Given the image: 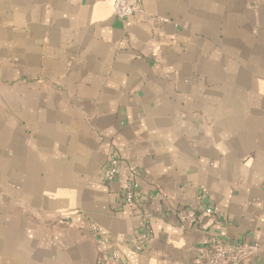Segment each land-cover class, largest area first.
Wrapping results in <instances>:
<instances>
[{"label": "crops", "instance_id": "obj_1", "mask_svg": "<svg viewBox=\"0 0 264 264\" xmlns=\"http://www.w3.org/2000/svg\"><path fill=\"white\" fill-rule=\"evenodd\" d=\"M137 2L0 0V264L264 248V0ZM110 149L143 204L103 182Z\"/></svg>", "mask_w": 264, "mask_h": 264}, {"label": "built area", "instance_id": "obj_2", "mask_svg": "<svg viewBox=\"0 0 264 264\" xmlns=\"http://www.w3.org/2000/svg\"><path fill=\"white\" fill-rule=\"evenodd\" d=\"M114 15L125 20L135 14H143V9L137 0H111ZM162 20V19H159ZM120 157L113 149H110L107 160L102 168L101 178L104 183L116 182L120 187V197L126 205H134L137 202L143 204V200L136 191L138 171L136 169L122 170ZM210 207L205 208L209 213ZM150 217V213H146ZM97 232V227H92ZM257 244L246 243H223L221 241H211L202 244L198 249L197 264H243L254 256ZM113 257H117V252H112Z\"/></svg>", "mask_w": 264, "mask_h": 264}, {"label": "rangeland", "instance_id": "obj_3", "mask_svg": "<svg viewBox=\"0 0 264 264\" xmlns=\"http://www.w3.org/2000/svg\"><path fill=\"white\" fill-rule=\"evenodd\" d=\"M243 264H264V248L255 251L253 257L247 259Z\"/></svg>", "mask_w": 264, "mask_h": 264}]
</instances>
